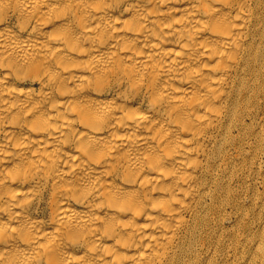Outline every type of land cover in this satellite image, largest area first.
<instances>
[{
    "label": "bare ground",
    "instance_id": "bare-ground-1",
    "mask_svg": "<svg viewBox=\"0 0 264 264\" xmlns=\"http://www.w3.org/2000/svg\"><path fill=\"white\" fill-rule=\"evenodd\" d=\"M0 264H264V0H0Z\"/></svg>",
    "mask_w": 264,
    "mask_h": 264
}]
</instances>
